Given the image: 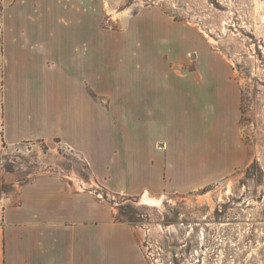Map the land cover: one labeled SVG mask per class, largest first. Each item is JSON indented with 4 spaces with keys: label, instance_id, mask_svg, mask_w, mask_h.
Masks as SVG:
<instances>
[{
    "label": "rangeland",
    "instance_id": "374dc122",
    "mask_svg": "<svg viewBox=\"0 0 264 264\" xmlns=\"http://www.w3.org/2000/svg\"><path fill=\"white\" fill-rule=\"evenodd\" d=\"M13 2L6 83L50 89L67 122L56 125L64 141L0 152L1 190L64 175L119 209L145 264H264V0ZM128 96L131 118L162 126L154 141L223 143L231 171L188 192L101 188L93 169H130L116 126Z\"/></svg>",
    "mask_w": 264,
    "mask_h": 264
},
{
    "label": "crops",
    "instance_id": "0c3cea01",
    "mask_svg": "<svg viewBox=\"0 0 264 264\" xmlns=\"http://www.w3.org/2000/svg\"><path fill=\"white\" fill-rule=\"evenodd\" d=\"M1 3L0 152L22 142L64 141L56 125L59 122L66 127V117H58L50 89L37 91L41 93L35 97L6 83L10 76L7 48L19 39L6 25L7 0ZM131 92L134 89L130 88ZM124 100L128 108L116 126L119 137L130 142V169H93L101 188L129 195L188 192L231 171L232 160L225 156L223 143L214 147L208 141L195 147L192 140L176 142L163 135L154 141L150 135L162 131V126L136 122L126 112H132L133 99L128 96ZM126 126L128 129L122 130ZM111 173L119 175L120 184L112 180ZM16 186L12 191L0 187V264H145L134 227L118 218L119 209L108 199L76 188L64 175L49 172Z\"/></svg>",
    "mask_w": 264,
    "mask_h": 264
}]
</instances>
